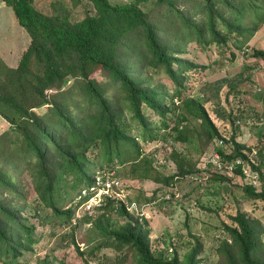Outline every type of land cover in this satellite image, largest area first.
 Returning a JSON list of instances; mask_svg holds the SVG:
<instances>
[{
  "label": "trees",
  "instance_id": "trees-1",
  "mask_svg": "<svg viewBox=\"0 0 264 264\" xmlns=\"http://www.w3.org/2000/svg\"><path fill=\"white\" fill-rule=\"evenodd\" d=\"M1 1L12 8L29 40L15 66L0 56V116L7 123L0 133V260L11 264L23 252L33 250L37 226L49 225L50 236L55 226L62 227L57 237L74 246L82 264H90L89 259H95V264H200L204 244L195 233H189V249L180 257L175 245L162 244L164 250L152 247L149 219L139 218L118 198H106L92 216L75 215L81 199L67 206L63 201L68 187L76 198L104 169L117 177L154 180L172 197L175 192L168 187L202 173L197 160L217 138L222 140L217 146L222 166L208 163L204 169L209 177L204 183L234 181L244 199L264 209V146L254 149L236 138L243 117V111L237 114L236 108L242 102L232 106L225 97V109L216 110L220 123L215 121L205 100L184 89L186 77L204 70L206 64L181 55L190 40L203 49L211 43L223 48L234 31L244 37L252 35L264 25L263 3L69 0L70 6L64 0H50L49 12H43L33 0ZM79 5L84 12L75 18L73 7ZM242 9L253 14L249 24L241 20ZM194 10L205 16L196 19ZM251 55L264 62V48L253 47ZM234 57L230 51L229 59ZM147 66L167 75L172 93L166 95L140 76ZM188 69L191 73L185 74ZM41 106L45 109L37 110ZM126 110L140 126L142 142L130 133ZM169 112H175L171 126ZM155 116L159 117L157 125ZM146 140L164 142L159 155L173 162L172 173L162 170L166 162H155L152 153H146ZM93 147L102 154L98 162L89 156ZM234 159L239 163L228 169ZM128 161L122 176L119 168ZM247 163L259 183L246 180L243 166ZM155 193L139 200L140 185L134 195L126 197L129 202L146 204ZM226 214L219 226L226 235L219 239L214 264H264L261 219L240 207ZM85 224L86 245L80 248L75 232ZM102 247L123 254L107 261L97 255ZM129 253L132 259L127 263ZM41 262L52 264L46 257ZM61 262L72 264L67 259Z\"/></svg>",
  "mask_w": 264,
  "mask_h": 264
},
{
  "label": "rangeland",
  "instance_id": "rangeland-1",
  "mask_svg": "<svg viewBox=\"0 0 264 264\" xmlns=\"http://www.w3.org/2000/svg\"><path fill=\"white\" fill-rule=\"evenodd\" d=\"M64 1L71 6L69 0ZM240 1L248 0H234L238 4ZM257 1L264 5V0ZM49 2L50 0H33L35 6L43 12H49ZM195 11L192 13H195ZM83 12L82 5L73 7L75 18L76 15L82 16ZM230 12V10L226 11L225 15L228 16ZM241 13L242 22L249 24L248 20L252 18L253 14L249 9H242ZM204 16L205 14L202 12L195 13V18L198 20ZM220 28H223L222 24H220ZM230 37L228 46L223 48L211 43L207 49H203L194 40L187 41V51L181 55L187 56L197 63L206 64L207 68L193 72L192 75L186 77L184 89L191 96L205 100L209 112L218 123L220 121L216 120V110L223 111L225 109V97L232 106L236 105L237 102H242L239 108H236L237 114L243 111V117L240 118L238 123L239 129L236 138L257 149L264 146V120L262 117L264 111V62L252 56L251 49L253 47L264 48V25H261L250 36L244 37L234 31ZM28 40L29 35L17 22L12 8L0 0V56L7 64L15 66L22 51L26 48ZM230 51L235 54L233 60L229 59ZM148 68L149 66L144 68L140 76L150 84L157 85L166 95L172 93L174 90L173 83L167 75L163 72L154 73ZM187 73H191V71L189 69L185 70V74ZM176 101L178 102V100ZM43 109H45L43 106L37 108V110ZM174 114L175 112L167 113V123L170 126L174 124ZM125 117L130 133L136 134L138 140L142 142L138 135L140 126L137 121L130 117L128 110L125 111ZM158 122L159 117L155 116L154 123L157 125ZM227 122L228 120H226ZM6 125L5 120L0 116V133L7 129ZM162 129L160 130L162 131ZM213 142H209L197 160L196 166L202 169V173L191 177L186 176L180 179L181 181L175 182L174 186L168 187L175 192L173 196L171 195L172 197H170V192L162 190L161 183L154 182L149 178L128 179L123 176L130 161L119 168L123 177H117L113 172L103 170V173L119 178L120 183L122 180V186H125L123 189L127 190L128 194L134 195L141 185L142 195L139 200H144L145 195H150V193L156 191V197L146 201L147 206L142 209L145 217L149 219L151 246L163 249L162 244L171 247L175 245L180 257H183L190 246L189 233H195L204 244V248L200 253V264H214L216 261V247L219 239L226 235L219 227L221 222L227 219L226 212H233L236 207H240L249 215L259 217L264 223V209L258 205L256 206L251 199H244L241 187L234 185V181H231L232 183L228 181L217 184L204 183L205 179L209 177L204 169L206 161L204 154L209 153L211 155L215 153V151L210 152ZM159 143L164 145L162 141ZM159 143L153 145L150 144L149 140L143 141V144L148 146L146 153ZM175 146L178 149L182 147L178 144H175ZM89 156L98 162L101 160L102 154L98 153L97 147H93L89 150ZM162 170L166 173H172L174 170L173 162L166 160V166ZM126 185H130L132 191ZM75 195H77L76 192L71 191L68 187V194L63 201V206L74 204L78 197L75 198ZM77 210L76 216H81L84 213L79 205ZM87 226L88 224L79 226L75 232L76 242L80 248H84L86 245L83 237ZM49 230V225H38L34 232L38 240L33 250L23 252L11 264H42L41 260L44 257L52 264H61L63 259H67L72 264H82L74 246L72 244L67 246L64 244L65 242L57 237L58 234L63 232L62 227L55 226V234L51 236L48 233ZM122 254L121 251L111 247H102L97 253L104 260L108 258L107 261H114ZM131 259L132 254L129 253L125 262L130 263ZM89 261L90 264L96 263L95 259H89ZM0 264L9 263L0 260Z\"/></svg>",
  "mask_w": 264,
  "mask_h": 264
},
{
  "label": "built area",
  "instance_id": "built-area-1",
  "mask_svg": "<svg viewBox=\"0 0 264 264\" xmlns=\"http://www.w3.org/2000/svg\"><path fill=\"white\" fill-rule=\"evenodd\" d=\"M221 143H222L221 139L219 138L215 139L213 142V147L211 148L210 151V152L215 151V153L211 155L209 153L204 154L206 158L204 167H206L208 163H213L218 167L222 166V161L220 160V153L217 150V146L220 145ZM159 146L160 144L155 147H159ZM155 147L152 148L153 158L155 162H161V163L166 162V158L160 157L158 153L154 150ZM239 161H240L239 159L232 160L229 163L228 169H231L232 166H235L237 163H239ZM243 170L246 173L245 178L248 182L254 184L259 183V180L256 178V173L251 169L249 163L243 166ZM102 172L103 170L98 172V174H96L95 176V180H93V182L90 185L82 187L80 190V194L78 195V197L80 198L85 197L79 204V206L83 209V212L88 215H95L98 213L100 206L104 204V200L106 198L115 197L122 200L126 204L127 209L131 211H135L138 214L139 218L145 216L142 209L146 208V204L137 203L134 200L129 202L126 197L128 191L123 189V186L120 183V179L117 177H111L110 175ZM101 173L103 175H106L105 179H102ZM77 211L78 210H76V212Z\"/></svg>",
  "mask_w": 264,
  "mask_h": 264
},
{
  "label": "clouds",
  "instance_id": "clouds-1",
  "mask_svg": "<svg viewBox=\"0 0 264 264\" xmlns=\"http://www.w3.org/2000/svg\"><path fill=\"white\" fill-rule=\"evenodd\" d=\"M159 142H161V140H159L158 142H156V143H154L153 145H155V144H158ZM163 142V141H162ZM160 144V146L159 147H155L154 148V150L158 153V155H159V151H160V149H161V147H162V145H161V143H159ZM148 152H151L152 153V156H153V150L152 149H150ZM160 156V155H159ZM160 157H162V156H160ZM81 190V189H80ZM85 198V197H84ZM84 198H80V197H77V201L79 200V199H81V201L84 199ZM80 201V202H81ZM80 202H79V204H80ZM78 203V202H77ZM78 204V205H79ZM77 205V206H78ZM76 210H77V207H76V209H75V215H76ZM88 215V214H87ZM96 215V214H95ZM89 216H92V215H89Z\"/></svg>",
  "mask_w": 264,
  "mask_h": 264
}]
</instances>
